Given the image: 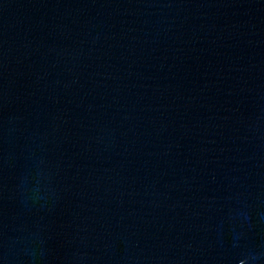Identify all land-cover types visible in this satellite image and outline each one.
Segmentation results:
<instances>
[{
    "label": "water",
    "instance_id": "95a60500",
    "mask_svg": "<svg viewBox=\"0 0 264 264\" xmlns=\"http://www.w3.org/2000/svg\"><path fill=\"white\" fill-rule=\"evenodd\" d=\"M0 264H264V0H0Z\"/></svg>",
    "mask_w": 264,
    "mask_h": 264
}]
</instances>
